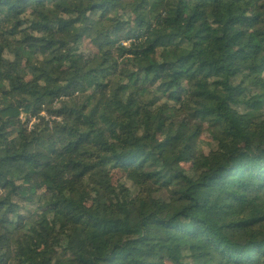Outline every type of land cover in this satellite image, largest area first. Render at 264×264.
<instances>
[{
    "label": "trees",
    "instance_id": "16d2710c",
    "mask_svg": "<svg viewBox=\"0 0 264 264\" xmlns=\"http://www.w3.org/2000/svg\"><path fill=\"white\" fill-rule=\"evenodd\" d=\"M260 57L264 0H0V264H264Z\"/></svg>",
    "mask_w": 264,
    "mask_h": 264
},
{
    "label": "rangeland",
    "instance_id": "374dc122",
    "mask_svg": "<svg viewBox=\"0 0 264 264\" xmlns=\"http://www.w3.org/2000/svg\"><path fill=\"white\" fill-rule=\"evenodd\" d=\"M32 10H34V9H32ZM250 20H252V19H248V21H247L248 24L250 23ZM248 26L249 25H246V28H248ZM81 48H82L81 52H84L85 55H89V53L93 52L91 49V46L88 42H84V44ZM255 65L258 67V72L262 73L264 75V67H263L264 63H263L262 57H260V59L255 63ZM78 98H79V100H82L83 97L79 96ZM63 99L65 100V98H62V100ZM14 100L16 102H19L20 100H22V98L21 97H15ZM164 101H166V99H164ZM60 105H61L60 103H56L55 108H59ZM263 115H264V111H263ZM41 117L44 118V123L50 124V127H53L55 123H61L62 122V118L56 116L55 114H51L49 112L42 113ZM35 122H36V124L41 125L42 120L36 119L35 121H33L32 124H29L30 130L32 129V125ZM209 124L210 123H205L204 129H207ZM44 127L45 126L43 124L42 128H44ZM211 146H213V142L210 139L209 133L206 131L202 137V143L200 144V147L204 150V152L208 153ZM183 165L185 168H189L190 161H183ZM111 175H112L113 182L115 185L125 184L127 187H131V182L128 179H126V175L123 172L112 171ZM3 193H4V190L0 189V196H2ZM41 194H43V192H41ZM20 206H21L20 214L22 216L27 217V218L30 217L29 221L36 214H39L45 210V207H40L41 204L39 202H36V201L33 203L20 201Z\"/></svg>",
    "mask_w": 264,
    "mask_h": 264
},
{
    "label": "built area",
    "instance_id": "2783aa9c",
    "mask_svg": "<svg viewBox=\"0 0 264 264\" xmlns=\"http://www.w3.org/2000/svg\"><path fill=\"white\" fill-rule=\"evenodd\" d=\"M22 119H24L23 116H22ZM33 121H35V120H32L31 124L33 123Z\"/></svg>",
    "mask_w": 264,
    "mask_h": 264
}]
</instances>
